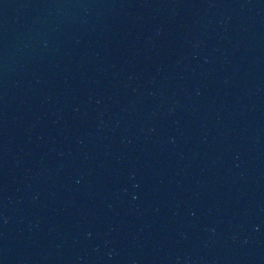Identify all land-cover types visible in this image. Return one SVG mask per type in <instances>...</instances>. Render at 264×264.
Wrapping results in <instances>:
<instances>
[{
  "label": "water",
  "instance_id": "1",
  "mask_svg": "<svg viewBox=\"0 0 264 264\" xmlns=\"http://www.w3.org/2000/svg\"><path fill=\"white\" fill-rule=\"evenodd\" d=\"M0 264H264V0H0Z\"/></svg>",
  "mask_w": 264,
  "mask_h": 264
}]
</instances>
